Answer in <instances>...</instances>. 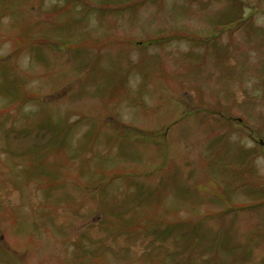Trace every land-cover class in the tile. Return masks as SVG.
<instances>
[{"label":"rangeland","instance_id":"rangeland-1","mask_svg":"<svg viewBox=\"0 0 264 264\" xmlns=\"http://www.w3.org/2000/svg\"><path fill=\"white\" fill-rule=\"evenodd\" d=\"M133 2L0 0V264H264V0Z\"/></svg>","mask_w":264,"mask_h":264},{"label":"trees","instance_id":"trees-1","mask_svg":"<svg viewBox=\"0 0 264 264\" xmlns=\"http://www.w3.org/2000/svg\"><path fill=\"white\" fill-rule=\"evenodd\" d=\"M138 0H135V2H133L134 4L137 3ZM234 2H236V0H234ZM245 18L241 17V18H235V19H232V20H229L227 21L226 24H230V23H236L237 26H241V24H243V21H244ZM249 20V19H248ZM223 24V23H222ZM228 25H226L225 27H227ZM230 26V25H229ZM160 38V37H159ZM167 39H170L169 37L166 38ZM163 41V40H162Z\"/></svg>","mask_w":264,"mask_h":264}]
</instances>
